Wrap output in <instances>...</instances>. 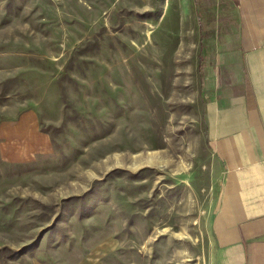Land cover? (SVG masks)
<instances>
[{"label":"rangeland","instance_id":"1","mask_svg":"<svg viewBox=\"0 0 264 264\" xmlns=\"http://www.w3.org/2000/svg\"><path fill=\"white\" fill-rule=\"evenodd\" d=\"M205 4L0 0V264H216Z\"/></svg>","mask_w":264,"mask_h":264},{"label":"crops","instance_id":"2","mask_svg":"<svg viewBox=\"0 0 264 264\" xmlns=\"http://www.w3.org/2000/svg\"><path fill=\"white\" fill-rule=\"evenodd\" d=\"M207 3L202 11L219 14L206 25L200 84L208 142L223 170L214 260L264 264V0ZM37 125L30 112L0 134L46 143Z\"/></svg>","mask_w":264,"mask_h":264}]
</instances>
